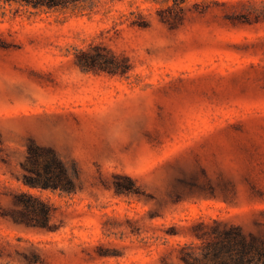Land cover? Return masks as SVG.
Wrapping results in <instances>:
<instances>
[{
  "label": "rangeland",
  "instance_id": "374dc122",
  "mask_svg": "<svg viewBox=\"0 0 264 264\" xmlns=\"http://www.w3.org/2000/svg\"><path fill=\"white\" fill-rule=\"evenodd\" d=\"M228 1L244 23L226 22ZM0 29V264H24L18 250L31 239L150 245L88 264L150 258L164 241L200 254L194 219L239 222L260 206L244 172L264 181V0H0ZM29 136L54 146L75 191L18 179ZM120 170L155 196L160 215L116 193ZM181 170L208 179L213 195L178 198L171 180ZM20 189L49 196L65 225L46 235L7 227ZM167 228L177 235L163 236Z\"/></svg>",
  "mask_w": 264,
  "mask_h": 264
},
{
  "label": "trees",
  "instance_id": "16d2710c",
  "mask_svg": "<svg viewBox=\"0 0 264 264\" xmlns=\"http://www.w3.org/2000/svg\"><path fill=\"white\" fill-rule=\"evenodd\" d=\"M11 1V0H6ZM34 7H57L79 0H20ZM226 22L232 24L244 23L237 9L239 4L233 1L219 5ZM243 8H240L242 12ZM8 39L0 29V48L8 46ZM245 182L249 189L247 195L255 197L260 206L250 207L245 214V220L230 222L221 219H194L190 234L202 241L200 254L189 248L187 244H172L163 242L151 251L150 258L133 259L124 264H264V181L261 178L244 172ZM22 183L38 189H60L67 192L75 191V182L68 174L62 160L53 145L37 142L29 136L26 145V157L22 164ZM220 183L223 179H218ZM112 181L116 193L148 203L150 217L161 214V205L153 194L145 192L136 185L133 178L125 171H115ZM173 190L178 198H206L213 195L214 188L210 181L203 180L195 170L177 173L171 180ZM222 196L232 199L226 190ZM11 206V207H10ZM4 207L12 219L6 226L33 234L46 235L58 231L65 222L68 213L59 209L49 196H43L27 190H16L12 195L11 205ZM141 225L130 221L128 232L140 233ZM163 236L177 235L169 228L162 232ZM120 244L113 239H97L95 241L76 238L75 240L50 239L44 243L31 239L27 246L18 250V262L24 264H88L100 260L107 261L112 257L132 256L141 248L150 245Z\"/></svg>",
  "mask_w": 264,
  "mask_h": 264
}]
</instances>
